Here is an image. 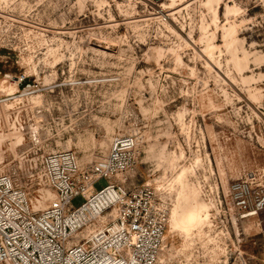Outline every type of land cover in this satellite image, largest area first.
Segmentation results:
<instances>
[{
    "label": "rangeland",
    "instance_id": "1",
    "mask_svg": "<svg viewBox=\"0 0 264 264\" xmlns=\"http://www.w3.org/2000/svg\"><path fill=\"white\" fill-rule=\"evenodd\" d=\"M229 1L238 12L227 16ZM162 3L171 0H0L14 59L41 83L0 107V173L29 191L35 211L56 197L34 176L38 154L73 149L82 165H101L117 134L137 139L128 175L156 192L183 166L204 200L211 175L228 199L234 180L264 172V0H223L219 26L209 28L216 61L204 50L201 24L211 17L202 0L177 6L175 21ZM229 21L238 27L230 47L222 29ZM244 51L250 60L238 63ZM33 125L39 132L30 135ZM212 213L201 233L169 223L157 264H264V211L241 219L228 199Z\"/></svg>",
    "mask_w": 264,
    "mask_h": 264
},
{
    "label": "built area",
    "instance_id": "2",
    "mask_svg": "<svg viewBox=\"0 0 264 264\" xmlns=\"http://www.w3.org/2000/svg\"><path fill=\"white\" fill-rule=\"evenodd\" d=\"M9 30L0 16V63L6 68L0 77L18 86L11 92L0 85V107L20 89L33 94L41 84L37 73H29L14 59L17 49ZM38 129L33 125L29 134ZM138 152L137 139L129 134L113 138L101 165H82L73 149L44 150L36 157L34 176L56 197L38 211L29 191L11 174L0 173V264H157L170 209L150 183H135L128 175ZM101 179L107 182L96 189ZM79 195L84 202L75 207L73 199ZM204 197L214 214L230 199L239 218L258 216L264 211V172L234 180L228 199L211 175Z\"/></svg>",
    "mask_w": 264,
    "mask_h": 264
},
{
    "label": "bare ground",
    "instance_id": "3",
    "mask_svg": "<svg viewBox=\"0 0 264 264\" xmlns=\"http://www.w3.org/2000/svg\"><path fill=\"white\" fill-rule=\"evenodd\" d=\"M159 1V0H157ZM164 1V0H160ZM188 0H171L170 4L162 3L161 6L164 8H168L173 10V12L166 13L164 9L161 10V13L165 15L167 18H172L178 20L175 15V9L177 6L183 5ZM223 0H202L203 6L206 8L207 13L211 17V22L204 17L201 29L203 32V38H206V46L204 50L214 59V49L218 46L214 43L213 39L216 38L215 33H209V28L211 23L215 24L216 27L219 26L220 16H219V8L222 4ZM177 11V10H176ZM238 12V9L235 7L233 2H228L226 4V14L230 16ZM166 23H168L166 21ZM169 25V23H168ZM223 29V38L225 41V45L227 44L229 47L234 44V42L238 41V27L236 22H228L222 26ZM194 29L190 31V35L193 34ZM192 37V36H191ZM193 40L194 36L192 37ZM204 42V41H203ZM250 53L248 51H244V56L242 58L238 57L237 62L241 63V61L249 62ZM212 59V60H213ZM216 61V59H214ZM209 63V62H208ZM218 63V62H217ZM262 63V61H261ZM211 66V63H209ZM13 82V83H11ZM0 85L7 88L9 91L13 92V86L18 89L17 83L14 80H8L3 77L0 79ZM7 85V86H6ZM9 85V87H8ZM16 91V90H15ZM22 136V135H19ZM172 162L176 160V156L172 157ZM195 168V167H194ZM192 172L189 167L183 166L178 172H176V176L173 179L168 180L167 182L160 183L158 185V193L157 196H161L162 201L168 204L169 200L167 197L172 196V193H176V197L174 200V204L172 209H170V216L168 225L170 223V227L173 230L179 229L180 231L186 232L188 235L198 231L199 233L203 232V228L211 224L212 218V204L208 200H204L201 198V190L199 186L190 180L189 173ZM56 194V193H55ZM53 201V200H52ZM166 236V234H165ZM165 241V240H164ZM227 264V261H225Z\"/></svg>",
    "mask_w": 264,
    "mask_h": 264
}]
</instances>
